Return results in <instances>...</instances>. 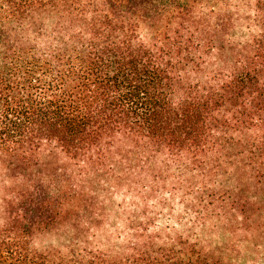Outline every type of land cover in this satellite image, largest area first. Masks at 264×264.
I'll return each instance as SVG.
<instances>
[{
	"label": "trees",
	"instance_id": "obj_1",
	"mask_svg": "<svg viewBox=\"0 0 264 264\" xmlns=\"http://www.w3.org/2000/svg\"><path fill=\"white\" fill-rule=\"evenodd\" d=\"M0 166V264L264 256V0H0Z\"/></svg>",
	"mask_w": 264,
	"mask_h": 264
},
{
	"label": "rangeland",
	"instance_id": "obj_2",
	"mask_svg": "<svg viewBox=\"0 0 264 264\" xmlns=\"http://www.w3.org/2000/svg\"><path fill=\"white\" fill-rule=\"evenodd\" d=\"M40 158L44 163H46V166H44V172L46 174H52V178H54V185H55V167L62 168L63 167L61 164L62 162L60 161L56 162L57 157L55 156V153L49 152L47 150L41 153ZM6 182H9V179L6 177V175H4V172L2 171L1 166H0V193L2 192V187ZM102 199L104 202L101 201ZM98 200H100L101 202L97 204L98 209L96 210L99 212L103 210V217L102 219H100L101 222H100V225L97 227V229H101L103 234L108 233L106 231H114V229H120L123 226V220H122V214H121V211H122L121 204L124 201V197L121 196V193H119L118 191L117 193H114L113 195H111V197L100 194L98 196ZM74 201H75L74 204L76 207L78 205V202L76 200ZM71 204H72V201L68 205L70 206ZM89 205H91L90 202H89ZM75 207L70 208L69 213H67L69 218H73L75 216L74 214ZM68 226L70 227V224L61 223L59 227H57V229H68L69 228ZM83 228L88 229L87 225L86 226L82 225L81 229ZM51 229H54V230L48 233H42L36 238L35 245L38 248H42L44 247V245H50V244L55 245L56 242L60 241V239H63L61 237H58L57 234H55V225ZM91 229H96V227L94 228V226H91ZM210 232H211L210 229H205L204 233L205 235H207V238H208L207 240L212 239V242H216L217 240V242L221 243L220 241H222V239H224V241L231 240L233 242H238L240 238L239 234L235 235L231 233H225L223 229H217L213 231L214 233H211L212 234L211 237H210ZM256 238L258 242L260 243L264 242V239H261V237H256ZM246 246H247L246 244L243 245L242 243L237 245V249H240L241 256L239 257H242L244 255V249ZM256 256L258 255L248 254L247 256H244L242 264H264V256H262L261 252L259 254V257H256Z\"/></svg>",
	"mask_w": 264,
	"mask_h": 264
}]
</instances>
